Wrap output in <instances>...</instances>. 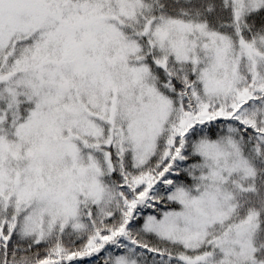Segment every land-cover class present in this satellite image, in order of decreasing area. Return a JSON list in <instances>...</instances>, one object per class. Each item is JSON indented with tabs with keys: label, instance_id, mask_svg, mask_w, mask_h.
<instances>
[{
	"label": "snow or ice",
	"instance_id": "snow-or-ice-1",
	"mask_svg": "<svg viewBox=\"0 0 264 264\" xmlns=\"http://www.w3.org/2000/svg\"><path fill=\"white\" fill-rule=\"evenodd\" d=\"M0 264H264V0H0Z\"/></svg>",
	"mask_w": 264,
	"mask_h": 264
}]
</instances>
